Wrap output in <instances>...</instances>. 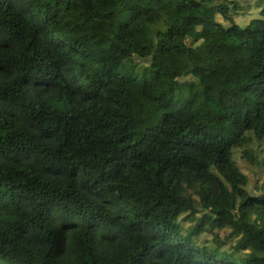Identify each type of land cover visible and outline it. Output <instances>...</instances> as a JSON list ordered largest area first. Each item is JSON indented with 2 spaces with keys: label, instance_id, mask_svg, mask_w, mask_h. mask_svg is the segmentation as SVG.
<instances>
[{
  "label": "trees",
  "instance_id": "16d2710c",
  "mask_svg": "<svg viewBox=\"0 0 264 264\" xmlns=\"http://www.w3.org/2000/svg\"><path fill=\"white\" fill-rule=\"evenodd\" d=\"M238 8L0 0V264H264V7Z\"/></svg>",
  "mask_w": 264,
  "mask_h": 264
},
{
  "label": "rangeland",
  "instance_id": "374dc122",
  "mask_svg": "<svg viewBox=\"0 0 264 264\" xmlns=\"http://www.w3.org/2000/svg\"><path fill=\"white\" fill-rule=\"evenodd\" d=\"M239 5L240 8H238L234 17L238 23H246L249 19L257 15L258 11L264 7V0H239ZM245 174L249 182V187L252 186V183L255 180H262V175H264V173H257L256 175V173H252L248 170H245ZM201 238H209V235L204 233L199 239Z\"/></svg>",
  "mask_w": 264,
  "mask_h": 264
}]
</instances>
